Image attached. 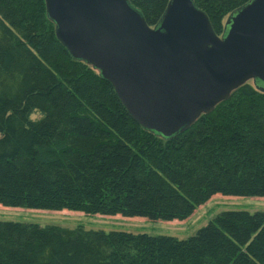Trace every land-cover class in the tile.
Listing matches in <instances>:
<instances>
[{"label":"trees","instance_id":"obj_1","mask_svg":"<svg viewBox=\"0 0 264 264\" xmlns=\"http://www.w3.org/2000/svg\"><path fill=\"white\" fill-rule=\"evenodd\" d=\"M168 1L129 0L150 28ZM250 1L193 0L217 36ZM216 195L264 198V94L245 84L164 140L70 57L44 0H0V206L173 222ZM0 264H264V213L222 212L185 240L0 222Z\"/></svg>","mask_w":264,"mask_h":264},{"label":"water","instance_id":"obj_2","mask_svg":"<svg viewBox=\"0 0 264 264\" xmlns=\"http://www.w3.org/2000/svg\"><path fill=\"white\" fill-rule=\"evenodd\" d=\"M55 37L98 73L141 129L187 131L239 87L264 94V0L231 13L217 36L193 0H169L154 28L129 0H44Z\"/></svg>","mask_w":264,"mask_h":264},{"label":"rangeland","instance_id":"obj_3","mask_svg":"<svg viewBox=\"0 0 264 264\" xmlns=\"http://www.w3.org/2000/svg\"><path fill=\"white\" fill-rule=\"evenodd\" d=\"M226 19L224 20L225 23ZM247 84L253 86L252 82ZM36 118V117H33ZM225 211H245L264 213V198L224 197L216 195L204 205L196 208L193 214L184 221L151 222L144 218H122L120 216H87L70 211H39L29 209L5 208L0 206V222L31 224L39 227L55 226L66 229L82 227L85 230L124 232L165 236L179 240L188 239L206 226L218 214Z\"/></svg>","mask_w":264,"mask_h":264}]
</instances>
